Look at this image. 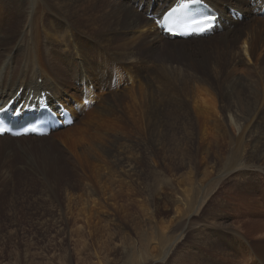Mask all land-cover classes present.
<instances>
[{"label":"rangeland","instance_id":"rangeland-1","mask_svg":"<svg viewBox=\"0 0 264 264\" xmlns=\"http://www.w3.org/2000/svg\"><path fill=\"white\" fill-rule=\"evenodd\" d=\"M145 1L0 0L12 80L39 43L27 69L97 108L73 153L0 140V264H264V51L221 26L163 48Z\"/></svg>","mask_w":264,"mask_h":264},{"label":"bare ground","instance_id":"bare-ground-1","mask_svg":"<svg viewBox=\"0 0 264 264\" xmlns=\"http://www.w3.org/2000/svg\"><path fill=\"white\" fill-rule=\"evenodd\" d=\"M142 1L143 0H140V2ZM160 1L161 0H155L154 1L155 5H159ZM181 1H186V0H170V2L168 3H167V0H163V3L164 4L166 3L165 8L160 7L155 10L156 6L155 5L152 6V0H148L144 2L145 4L144 7L146 10V14L154 13L158 15V17H160V15L163 13L164 10H166L167 8H169L171 5L175 3H180ZM205 1L209 2L213 7H215L220 12L219 20L221 21V27L224 29V31L227 32V34L232 32L236 39L235 41L239 42L238 44H241V49L245 52V54L249 56L250 58H252L253 61H258L259 56L261 55V52L264 51V19H263V16L259 14L260 6L264 4V0H241V3H239L240 0H217V4L213 0H205ZM164 4H162V6ZM132 8H135V7H132ZM240 8L242 10H240ZM231 9H236L237 11H241L245 13L246 17L242 20V22L240 20H236L232 16ZM246 20H247L246 24L248 25L245 26V28H242L241 30H238V31L234 29L236 28L237 24L244 23ZM138 25L139 26H137V30L138 32L140 31V34L141 33L144 34L143 35L144 37L147 36L149 32L147 30V26L150 28L153 26L155 28L158 27L156 19L152 20L148 18L147 19L143 18V22L141 24L139 23ZM134 26L136 27V25ZM217 27L218 26L214 27L211 31L212 32L215 31ZM157 33L159 34L158 38L164 42L166 39L162 31L157 30ZM49 36L51 37V35ZM50 37H48L49 40H51ZM167 37H172V36L167 35ZM193 37H195V35L192 36L191 38ZM198 37L201 38L202 36H198ZM175 40L186 41L185 39H181V38H176ZM29 43L30 41L28 42V44ZM164 43L162 44L163 48H169V49L174 48V45L172 46L168 44L167 41H165ZM20 45L21 43L18 44V46ZM30 50H32L31 46H30ZM40 50H41V46L38 43V46L35 49V54L33 55L31 54L32 55L31 61L24 54V56L27 57V61L25 58L24 63L23 64L21 63L22 72L20 74H16L17 77H14L13 80L10 77L11 69L9 66L12 63V61L5 59L3 61V64L0 65V105L5 104L8 100L13 99L17 95H26L28 98L33 99L32 100L33 107L38 108L39 107V97L42 96L43 94H47L48 97L50 98V105L58 106L60 104H64L68 106L73 111L76 117L75 122L72 124L73 126L70 125L64 128H60L46 136H37V137H32V138L43 141V140H48L52 135H54L56 139H58L61 143H63L66 147H68L73 153L75 149L77 148L76 145L78 144L77 141L79 140V137L81 138L82 136V132L84 131L83 129H86L88 124H90L94 118L97 108L92 107L93 105H91V103L95 102L94 96L96 94V90H95L96 86L95 85L93 86V83L90 82V80L85 79L84 77L82 78L80 77L79 83L81 84V87L83 89V91L81 92L83 96L82 94L80 95L79 93L75 92V93H71L66 98L65 92L63 91L62 88L55 89V84L48 82L49 80L45 76L47 75L45 68L41 73H40L39 68L35 69L36 67L35 68L32 67L31 71L27 69V62L29 61L32 65H35L36 63H38L40 66V62L43 61L42 56L39 53ZM9 53H14L15 55V48L10 50ZM38 53H39V56H38ZM35 55H36V58H35ZM4 68H5L6 73L2 74V70ZM26 72H28V74H25ZM40 77H43V80L40 82V84H38L39 83L38 80ZM119 79H121L120 75L118 76V80ZM84 98L85 99L88 98L87 99L89 101L88 105L84 103ZM78 112L80 114H78ZM82 113L86 114L85 118L80 119V121L76 124V122L80 118L79 116ZM20 118H22V116H20ZM19 138L22 140L28 139V138H25L24 136L19 137ZM0 140H3L4 144L2 145H8L9 140L11 141V140H17V139L10 137V136H0Z\"/></svg>","mask_w":264,"mask_h":264},{"label":"snow or ice","instance_id":"snow-or-ice-1","mask_svg":"<svg viewBox=\"0 0 264 264\" xmlns=\"http://www.w3.org/2000/svg\"><path fill=\"white\" fill-rule=\"evenodd\" d=\"M205 19L206 20H214L215 19V17L214 16H207V17H205ZM209 27H210V25H209ZM204 29H201V31H203ZM0 131H3V129H0Z\"/></svg>","mask_w":264,"mask_h":264}]
</instances>
